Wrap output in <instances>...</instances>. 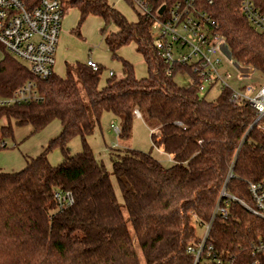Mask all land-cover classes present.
<instances>
[{
	"label": "trees",
	"instance_id": "obj_1",
	"mask_svg": "<svg viewBox=\"0 0 264 264\" xmlns=\"http://www.w3.org/2000/svg\"><path fill=\"white\" fill-rule=\"evenodd\" d=\"M41 1L25 3L33 9ZM69 1L79 12L78 33L89 17L102 20L103 33L109 25L118 29L105 43L124 77H111L101 86L105 68L94 72L77 62L67 65L65 77L41 80L0 47V96H11L29 81L42 96L0 109V121L7 123L0 127V141L13 137L12 121L31 126L32 134L54 121L62 126L25 169L0 172V264H142L137 248L145 264H193L188 249L200 241L194 216L209 223L224 190L222 205L229 197L237 201H231L227 219L216 217L207 246L238 257L239 264L252 261L264 222L241 202L251 205L249 183L264 181V134L252 128L255 112L246 104L234 106L227 90L209 101L195 85L179 86L176 74L167 75L144 19L129 22L108 0ZM254 2L264 13V0ZM239 7V0H214L206 10L226 39L227 57L264 77V35L252 30ZM130 44L146 63L145 78H137L133 65L118 55ZM104 113L120 120L118 136L125 142L136 113L155 122L153 145L174 161L165 168L151 153L112 152L123 205L107 167L88 143ZM76 137L83 150L72 156L69 144ZM55 148L63 155L58 166L48 159ZM59 191L72 193L74 203L60 208Z\"/></svg>",
	"mask_w": 264,
	"mask_h": 264
},
{
	"label": "built area",
	"instance_id": "obj_2",
	"mask_svg": "<svg viewBox=\"0 0 264 264\" xmlns=\"http://www.w3.org/2000/svg\"><path fill=\"white\" fill-rule=\"evenodd\" d=\"M125 2L135 10L138 19L149 23L155 47L169 77L175 74L189 77L191 85H195L198 93L204 96L218 89L221 92L229 91V100L234 106L246 104L255 112L252 128L264 134V81L258 87L249 83L239 88L233 86L229 68H235L239 72V79L246 78L247 81L255 72L236 66L227 57L226 39L220 34L219 24L206 10L214 0ZM63 3L62 0H42L38 7L29 9L25 0H0V47L41 80H47L55 74L57 47L65 15ZM239 5L240 13L252 30L264 35V13L256 7L254 0H239ZM85 64L94 72L100 69V64L93 59L87 60ZM177 69H180L179 72ZM109 76L113 77L114 74L110 72ZM41 98L36 83L29 81L11 96H0V109L39 101ZM112 129L119 135L120 127L112 125ZM248 188L252 204L241 203L264 222V181L250 182ZM225 196L224 190L209 223L201 224L194 216L196 227L203 232L200 241L188 249V254L194 257L193 264L240 263L238 257L215 252L213 246H207L214 220L217 216L227 219L231 201H237V198L229 197L222 205ZM55 199L60 208L74 203V196L70 192L59 191ZM250 253L252 261L241 264H264V236L253 243Z\"/></svg>",
	"mask_w": 264,
	"mask_h": 264
},
{
	"label": "rangeland",
	"instance_id": "obj_3",
	"mask_svg": "<svg viewBox=\"0 0 264 264\" xmlns=\"http://www.w3.org/2000/svg\"><path fill=\"white\" fill-rule=\"evenodd\" d=\"M108 3L124 15L129 22L132 23L138 20L137 13L125 0H108ZM63 9L65 15L57 47L55 73L60 77H65L67 65L73 67L77 62H86L91 58L100 62L105 68L101 86L105 85L110 72L115 74L114 78L116 80L122 79L124 77L122 65L119 61L111 59V54L105 43V37L117 32L118 29L114 25H109L103 33L104 23L99 18L89 17L78 33L76 31L80 18L78 10L70 5L69 0H64ZM118 55L133 65L137 78L147 77L146 63L143 57L136 52L134 44L123 47ZM2 58L3 54L0 52V60ZM229 72L232 74V84L236 88L247 83L258 87L264 81V78L258 73H254L251 79L247 81L246 78L243 80L239 79V72L235 68H229ZM175 82L181 87H189L191 85L189 77L184 75H177ZM220 94L221 90L218 89L205 95V98L209 101H214ZM6 124L5 120L0 121V127ZM112 125L120 127V120L116 119L111 113H104L100 119V124L95 126L94 135L89 137L88 143L93 149L96 158L103 161L107 167L119 202L123 205L120 189L113 175V168L110 162V154L112 152L136 150L151 153L165 168L174 165V161L161 148L153 145L151 135L153 134L152 129L156 126L155 122H149L136 113L131 139L126 142L119 139L118 134L113 131ZM11 128L14 132L13 137L0 141V172L4 173H16L25 169L27 161L39 156L62 131L59 121H54L44 130L34 134H32L33 129L31 126L21 127L15 121H12ZM69 148L72 156L79 154L83 150L81 139L79 137L74 138L70 142ZM48 159L53 166L60 165L63 161L60 149L55 148L48 152ZM123 213L125 216L127 215L124 207ZM129 228L132 231L131 225ZM197 231L199 235H202L203 231L199 227H197ZM137 251L142 264H145L138 248Z\"/></svg>",
	"mask_w": 264,
	"mask_h": 264
},
{
	"label": "crops",
	"instance_id": "obj_4",
	"mask_svg": "<svg viewBox=\"0 0 264 264\" xmlns=\"http://www.w3.org/2000/svg\"><path fill=\"white\" fill-rule=\"evenodd\" d=\"M102 21V20H101ZM91 59V58H90ZM94 61H96L95 59H93ZM97 63H99L100 64V62H98V61H96ZM83 63H85V62H83ZM101 65V64H100ZM102 66V65H101ZM111 73H113V72H111ZM56 74V73H55ZM59 76V75H58ZM113 77H115V74H114V76ZM109 78H111L110 76H108L107 77V79L106 80H108ZM162 149V148H161ZM163 150V149H162ZM170 159H172V156H170Z\"/></svg>",
	"mask_w": 264,
	"mask_h": 264
}]
</instances>
